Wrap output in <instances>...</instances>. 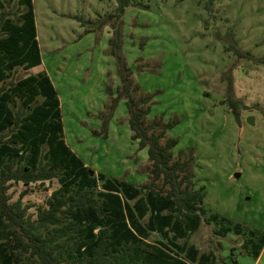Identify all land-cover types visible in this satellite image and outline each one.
Returning a JSON list of instances; mask_svg holds the SVG:
<instances>
[{
	"label": "rangeland",
	"instance_id": "obj_1",
	"mask_svg": "<svg viewBox=\"0 0 264 264\" xmlns=\"http://www.w3.org/2000/svg\"><path fill=\"white\" fill-rule=\"evenodd\" d=\"M31 1L42 63L3 68L0 84L10 89L19 78L45 69L60 98L62 138L90 172L147 183L146 151L129 136L123 99L109 116L105 137L95 116L108 112L105 87L120 83L107 47L118 23L120 53L136 85L131 94H152L145 121L175 122L161 142L177 140L173 158L188 159L194 186L205 189L206 211L195 213V224L190 215L182 232L146 227L145 239L182 257L190 252L193 264H264L262 241L257 257L244 248L264 235V0H213L211 8L205 0H132L117 19L100 26L81 19L105 17L115 0ZM0 8L9 10V18L21 10L16 0H2ZM20 100L11 93L7 105L15 110ZM57 185L54 177L28 184L11 180L7 191L10 199L21 194L33 217ZM150 185L162 192L167 187L161 179ZM144 196L140 188L128 203L145 227V199L138 203L142 213L136 211ZM214 212L217 219L207 221ZM224 225L231 229L223 232Z\"/></svg>",
	"mask_w": 264,
	"mask_h": 264
},
{
	"label": "trees",
	"instance_id": "obj_2",
	"mask_svg": "<svg viewBox=\"0 0 264 264\" xmlns=\"http://www.w3.org/2000/svg\"><path fill=\"white\" fill-rule=\"evenodd\" d=\"M131 1L115 0L113 11L105 17L95 21L85 18L81 22L100 26L111 18L117 19ZM16 3L21 10L14 18L6 15L9 10L0 8V80L4 76L3 68L15 65L31 68L41 64L32 1L16 0ZM212 4L213 0H205L206 7L211 8ZM107 47L114 58L120 83L114 89L105 87L110 95L108 112H97L100 133L93 130V134L106 136L109 116L117 100L122 98L129 136L138 148H145L150 180L133 185L103 173L90 172L88 165L62 138L59 100L44 70L19 78L10 89L1 83L0 264H193L196 260L190 252L182 257L169 252L166 246H157L145 239L147 228L163 234H168L167 229L182 232L190 215L195 224V213L206 211L205 189L194 186L188 159L173 158L177 140L161 142L166 129L175 122L145 121L152 94L137 97L131 94L136 85L120 53L118 23L113 22ZM11 93L21 96L15 110L7 105ZM52 177L58 185L45 197L44 205L36 206L33 217L26 212L28 205L21 201V194L10 199L7 189L11 180L28 184ZM157 179H161L162 186H167L164 192L158 188L152 190L150 184ZM140 188L145 196L137 199L136 211L142 213L138 203L145 199L149 208L145 227L136 221L128 203ZM218 216L214 212L205 219L216 220ZM221 229L225 232L231 227L224 225ZM260 241L264 244V235L258 241L245 244L244 248L257 257L263 246Z\"/></svg>",
	"mask_w": 264,
	"mask_h": 264
},
{
	"label": "crops",
	"instance_id": "obj_3",
	"mask_svg": "<svg viewBox=\"0 0 264 264\" xmlns=\"http://www.w3.org/2000/svg\"><path fill=\"white\" fill-rule=\"evenodd\" d=\"M86 32H88L89 33V31H86ZM40 61H41V57H40ZM41 63H42V61H41ZM44 71L47 73V71L44 69ZM47 75H48V73H47ZM49 76V75H48ZM50 78V77H49ZM50 80H51V78H50ZM52 82V81H51ZM53 84V83H52ZM53 86H54V88L56 87L54 84H53ZM55 90H56V88H55ZM56 93H57V90H56ZM57 97H58V100L60 99L59 98V94L57 93ZM59 107H60V100H59ZM107 131H108V125H107ZM106 135H107V133H106ZM76 153V152H75ZM77 154V153H76ZM78 155V154H77ZM79 156V155H78ZM80 157V156H79Z\"/></svg>",
	"mask_w": 264,
	"mask_h": 264
},
{
	"label": "water",
	"instance_id": "obj_4",
	"mask_svg": "<svg viewBox=\"0 0 264 264\" xmlns=\"http://www.w3.org/2000/svg\"><path fill=\"white\" fill-rule=\"evenodd\" d=\"M238 174H239L238 172L235 173V175H238Z\"/></svg>",
	"mask_w": 264,
	"mask_h": 264
}]
</instances>
